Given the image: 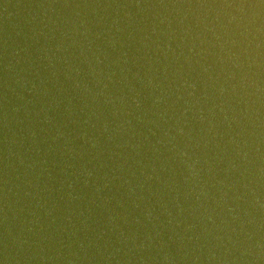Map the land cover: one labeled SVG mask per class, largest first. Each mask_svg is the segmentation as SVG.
I'll use <instances>...</instances> for the list:
<instances>
[{"label":"water","instance_id":"95a60500","mask_svg":"<svg viewBox=\"0 0 264 264\" xmlns=\"http://www.w3.org/2000/svg\"><path fill=\"white\" fill-rule=\"evenodd\" d=\"M0 264H264V0H0Z\"/></svg>","mask_w":264,"mask_h":264}]
</instances>
